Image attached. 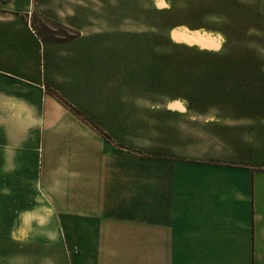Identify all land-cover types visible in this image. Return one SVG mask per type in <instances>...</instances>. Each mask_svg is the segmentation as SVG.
<instances>
[{"label": "crops", "instance_id": "1", "mask_svg": "<svg viewBox=\"0 0 264 264\" xmlns=\"http://www.w3.org/2000/svg\"><path fill=\"white\" fill-rule=\"evenodd\" d=\"M30 6H0V207L29 192L0 213V264H264V141L236 148L219 115L242 89L139 87L105 55L123 30Z\"/></svg>", "mask_w": 264, "mask_h": 264}, {"label": "rangeland", "instance_id": "2", "mask_svg": "<svg viewBox=\"0 0 264 264\" xmlns=\"http://www.w3.org/2000/svg\"><path fill=\"white\" fill-rule=\"evenodd\" d=\"M6 1L0 0V6ZM33 7L39 8L47 29L69 18L75 25L89 21L102 28L123 30L121 38H108L112 43L116 40V47L105 55L118 56L122 45L123 67L128 63L135 75L145 77L134 78L136 85L144 87L149 79L156 92L172 98L195 96L197 89H210L203 77L205 69L231 71L235 78L232 76L229 83L241 88L244 95L232 108L228 106L233 104L220 105L219 115L234 121V131L228 136L234 135L236 148L246 143L251 146V140L264 141V0H33ZM175 29L205 35L214 42L205 47L207 50L176 44L171 39ZM56 33L62 34V28ZM177 103L183 111L184 105ZM195 111L207 118L212 113L217 115L213 108ZM250 130L258 131L256 139ZM254 156L260 160L264 152ZM28 194L18 195L10 208L5 203L0 213L13 216L23 202L19 196ZM114 243L124 244L125 240H108V244Z\"/></svg>", "mask_w": 264, "mask_h": 264}, {"label": "bare ground", "instance_id": "3", "mask_svg": "<svg viewBox=\"0 0 264 264\" xmlns=\"http://www.w3.org/2000/svg\"><path fill=\"white\" fill-rule=\"evenodd\" d=\"M171 39L177 43H185L197 47L205 48L214 42V39L208 36L190 33L184 30H175L171 33ZM179 104L173 102L169 105L170 110H177Z\"/></svg>", "mask_w": 264, "mask_h": 264}, {"label": "trees", "instance_id": "4", "mask_svg": "<svg viewBox=\"0 0 264 264\" xmlns=\"http://www.w3.org/2000/svg\"><path fill=\"white\" fill-rule=\"evenodd\" d=\"M175 30H184V29H175ZM184 31H188V30H184ZM188 32L195 33V32H191V31H188ZM195 34H198V33H195ZM199 35H201V34H199ZM201 36H203V35H201ZM174 43L185 44V43H177V42H174ZM185 45H189V44H185ZM189 46H192V47H195L198 49L207 50V49L202 48V47H197V46H193V45H189ZM199 55H209V54H199ZM211 56H214V55H211ZM202 73L204 74L203 77L205 78V81L207 82V88H210V89H213L214 87L215 88L216 87H221V88L227 87L228 83L232 81V76H233L231 71H228L226 73L225 72L219 73L216 70H214L213 68L205 69ZM207 90H209V89H207ZM210 95H211V93H208L206 96L209 97ZM180 100H182V99H180ZM183 101L186 102L185 100H183Z\"/></svg>", "mask_w": 264, "mask_h": 264}]
</instances>
